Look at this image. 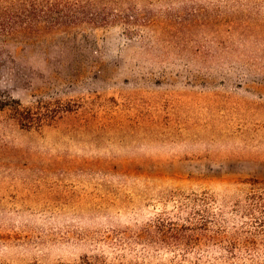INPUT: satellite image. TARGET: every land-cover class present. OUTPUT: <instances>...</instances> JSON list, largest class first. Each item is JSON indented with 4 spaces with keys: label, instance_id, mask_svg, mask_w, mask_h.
I'll return each mask as SVG.
<instances>
[{
    "label": "rangeland",
    "instance_id": "374dc122",
    "mask_svg": "<svg viewBox=\"0 0 264 264\" xmlns=\"http://www.w3.org/2000/svg\"><path fill=\"white\" fill-rule=\"evenodd\" d=\"M133 3L0 35V264H264V0Z\"/></svg>",
    "mask_w": 264,
    "mask_h": 264
},
{
    "label": "trees",
    "instance_id": "16d2710c",
    "mask_svg": "<svg viewBox=\"0 0 264 264\" xmlns=\"http://www.w3.org/2000/svg\"><path fill=\"white\" fill-rule=\"evenodd\" d=\"M155 19L154 15H144L135 8L133 0H0V35L6 36L21 34L27 37L42 30L67 29L82 24L92 27L116 22L128 26L147 25L153 24ZM45 104L23 108L16 103L8 108L10 118L20 126L46 122L52 119V112ZM245 184L248 194L244 212L255 222L264 224V182L248 180ZM232 246L233 243L227 241V248Z\"/></svg>",
    "mask_w": 264,
    "mask_h": 264
}]
</instances>
